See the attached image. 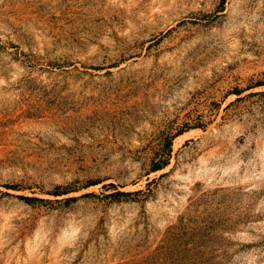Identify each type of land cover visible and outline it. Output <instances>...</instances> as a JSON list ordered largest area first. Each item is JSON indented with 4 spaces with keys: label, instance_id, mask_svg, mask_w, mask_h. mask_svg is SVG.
Instances as JSON below:
<instances>
[{
    "label": "rangeland",
    "instance_id": "obj_1",
    "mask_svg": "<svg viewBox=\"0 0 264 264\" xmlns=\"http://www.w3.org/2000/svg\"><path fill=\"white\" fill-rule=\"evenodd\" d=\"M0 264H264V0H0Z\"/></svg>",
    "mask_w": 264,
    "mask_h": 264
},
{
    "label": "trees",
    "instance_id": "obj_2",
    "mask_svg": "<svg viewBox=\"0 0 264 264\" xmlns=\"http://www.w3.org/2000/svg\"><path fill=\"white\" fill-rule=\"evenodd\" d=\"M164 165H166V163H164L163 165L161 164V165H159V164H157V165H155V168H154V170H157V169H160L162 166H164ZM119 193V192H118Z\"/></svg>",
    "mask_w": 264,
    "mask_h": 264
},
{
    "label": "bare ground",
    "instance_id": "obj_3",
    "mask_svg": "<svg viewBox=\"0 0 264 264\" xmlns=\"http://www.w3.org/2000/svg\"><path fill=\"white\" fill-rule=\"evenodd\" d=\"M188 134V133H187ZM186 135V134H185Z\"/></svg>",
    "mask_w": 264,
    "mask_h": 264
}]
</instances>
